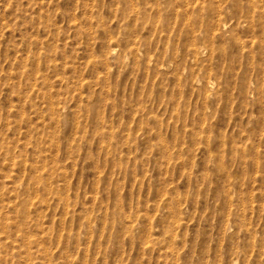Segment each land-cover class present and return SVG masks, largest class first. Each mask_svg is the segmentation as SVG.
I'll list each match as a JSON object with an SVG mask.
<instances>
[{"label": "rangeland", "instance_id": "rangeland-1", "mask_svg": "<svg viewBox=\"0 0 264 264\" xmlns=\"http://www.w3.org/2000/svg\"><path fill=\"white\" fill-rule=\"evenodd\" d=\"M154 1L0 0V264H264V0Z\"/></svg>", "mask_w": 264, "mask_h": 264}, {"label": "bare ground", "instance_id": "bare-ground-1", "mask_svg": "<svg viewBox=\"0 0 264 264\" xmlns=\"http://www.w3.org/2000/svg\"><path fill=\"white\" fill-rule=\"evenodd\" d=\"M151 1V0H150ZM148 2V1H147ZM195 2V1H194ZM148 4H149V2H148ZM149 5H151V4H149ZM147 7H148V5H147ZM146 8V7H145ZM199 6H197V5H195V3L194 4H191L189 1H187V0H155L154 1V5L152 6V9H153V11L154 12H156L157 14H159V15H163L162 13L163 12H165V14L167 15V16H169V15H173V14H175L176 16H173V17H177V16H186L187 18H188V16H189V14H191V13H199ZM140 10V9H139ZM145 10V9H144ZM141 13V12H139L138 11V9H137V11H135V14L136 13ZM146 13V12H145ZM148 13V12H147ZM156 13H154L153 15H151L152 17H154L155 16V14ZM134 14V15H135ZM136 15H138V14H136ZM149 15V14H148ZM147 15V16H148ZM188 15V16H187ZM161 17H163V16H161ZM165 17V16H164ZM171 17V16H170ZM172 17V18H173ZM167 18H169V17H167ZM149 19H151V18H149ZM164 19V18H163ZM202 19V18H201ZM180 20V19H179ZM181 21V20H180ZM222 23H224V25H226V23L225 22H222ZM182 26V25H181ZM187 31V30H186ZM191 32V31H190ZM196 35V34H195ZM196 38V37H195ZM185 44H186V42H184ZM189 46V45H188ZM195 54V53H194ZM195 56V55H194ZM198 59V58H197ZM216 87V86H215ZM217 88V87H216ZM214 89V88H213ZM228 89V88H227ZM216 90V89H215ZM225 91V90H224ZM227 92V91H226ZM207 98V97H206ZM264 104V103H263Z\"/></svg>", "mask_w": 264, "mask_h": 264}]
</instances>
